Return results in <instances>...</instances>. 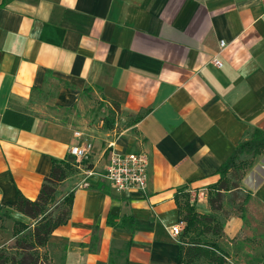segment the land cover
<instances>
[{
    "label": "crops",
    "instance_id": "1",
    "mask_svg": "<svg viewBox=\"0 0 264 264\" xmlns=\"http://www.w3.org/2000/svg\"><path fill=\"white\" fill-rule=\"evenodd\" d=\"M97 101L120 121L88 117ZM256 129L264 0H0V207L31 225L19 194L36 200L54 160L72 166L57 188L72 194L69 219L40 249L49 264H178L176 195L209 213L219 169ZM88 143L92 174L69 152ZM112 149L146 152L145 195L100 177ZM241 159L251 199L224 204L243 214L217 213L223 264L264 256V151Z\"/></svg>",
    "mask_w": 264,
    "mask_h": 264
},
{
    "label": "trees",
    "instance_id": "2",
    "mask_svg": "<svg viewBox=\"0 0 264 264\" xmlns=\"http://www.w3.org/2000/svg\"><path fill=\"white\" fill-rule=\"evenodd\" d=\"M263 151L264 131L261 129H256L251 138L238 144L236 150L219 169L220 178L218 182L210 188L208 203L211 211L209 213L200 214L195 204L191 203L190 196L184 193L183 190L176 195L180 220L185 222L179 238L180 254L178 264H189L200 257L209 258L212 264H223L226 262L225 255L219 253L221 252V247L217 239L223 236L224 224L217 213L223 211L227 218L235 213V211H231L233 208L229 206L227 210L224 208V204L227 201L231 203V201L240 200L239 204L245 205L251 199V194L240 190L239 183H232L228 175L233 171H240L241 175H243L245 170L252 165L251 160L241 159L243 154L256 156ZM71 170L72 166L65 160H54L50 177L46 179L36 200L27 199L19 194L14 209L32 218L34 227L31 228L30 225L18 220L14 221V234L16 235L14 251L0 250V264H49L46 255L42 254L40 249L47 246L52 232L68 221L71 213L72 194L63 199L67 208L62 215L55 219L47 216L46 205L53 198V184L64 180L68 171ZM256 181L258 184L262 179L257 177ZM229 191H232V194H229L230 196L228 195ZM239 212L241 214L244 213L240 207H237L236 213ZM195 230H198L200 234L209 235L210 238L206 241H188L190 233ZM263 257L262 255L258 261L248 262V264H259Z\"/></svg>",
    "mask_w": 264,
    "mask_h": 264
},
{
    "label": "built area",
    "instance_id": "3",
    "mask_svg": "<svg viewBox=\"0 0 264 264\" xmlns=\"http://www.w3.org/2000/svg\"><path fill=\"white\" fill-rule=\"evenodd\" d=\"M225 41L220 42L221 49L224 48ZM213 62L216 66H222L219 58L215 57ZM77 135H80L77 132ZM93 151V145L80 144L70 147L69 152L73 155L80 165L85 168L90 162ZM148 155L144 151H131L127 153L111 150L108 163L103 171L99 173L100 177L111 183L118 192H138L145 195L148 186ZM86 173H95L92 169L86 168ZM174 225L171 228L172 234L179 236L182 232L181 224Z\"/></svg>",
    "mask_w": 264,
    "mask_h": 264
},
{
    "label": "rangeland",
    "instance_id": "4",
    "mask_svg": "<svg viewBox=\"0 0 264 264\" xmlns=\"http://www.w3.org/2000/svg\"><path fill=\"white\" fill-rule=\"evenodd\" d=\"M116 111H118V107H116L115 105L112 106L104 101H97L92 103L91 106L87 107L84 113H86V115L92 118V120L95 122L103 121L104 124H111L112 121L114 122L117 119H119L117 118L118 116ZM122 122L123 124H127L128 122H130V120L127 119ZM240 175H241L240 171H233L231 175L228 176L232 183L238 184L240 178L242 177V175L241 176ZM58 185L59 183L53 184L54 187L53 198L46 205V214L52 219H55L58 216L62 215L64 210L67 208L66 204L63 201L65 197L64 196L60 197L59 193L57 192ZM231 211H236V210L231 209ZM8 212L9 211L4 207H0V250H8V252H13L16 243V235L14 234V225H15L14 221L16 219H14ZM30 226L31 228L34 227V220ZM209 238H210L209 235L200 234L198 230H195L193 233H190L188 237V241H195V240L206 241ZM261 256L262 254L251 256L252 259H250V256L245 255L243 259L247 263L255 262L258 261L261 258ZM189 264H212V263L209 261V258L200 257L194 259Z\"/></svg>",
    "mask_w": 264,
    "mask_h": 264
}]
</instances>
